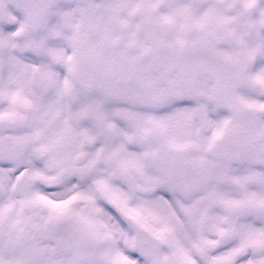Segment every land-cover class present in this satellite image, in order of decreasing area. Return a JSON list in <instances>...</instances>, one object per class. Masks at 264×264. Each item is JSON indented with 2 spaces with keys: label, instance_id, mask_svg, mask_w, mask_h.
I'll list each match as a JSON object with an SVG mask.
<instances>
[{
  "label": "snow or ice",
  "instance_id": "obj_1",
  "mask_svg": "<svg viewBox=\"0 0 264 264\" xmlns=\"http://www.w3.org/2000/svg\"><path fill=\"white\" fill-rule=\"evenodd\" d=\"M0 264H264V0H0Z\"/></svg>",
  "mask_w": 264,
  "mask_h": 264
}]
</instances>
